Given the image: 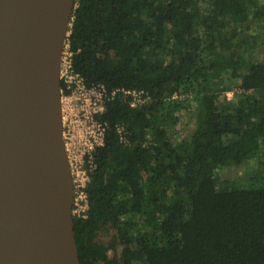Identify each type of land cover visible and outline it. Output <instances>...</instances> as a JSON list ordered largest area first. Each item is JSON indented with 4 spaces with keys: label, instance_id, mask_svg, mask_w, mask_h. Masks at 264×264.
I'll return each instance as SVG.
<instances>
[{
    "label": "trees",
    "instance_id": "1",
    "mask_svg": "<svg viewBox=\"0 0 264 264\" xmlns=\"http://www.w3.org/2000/svg\"><path fill=\"white\" fill-rule=\"evenodd\" d=\"M263 21L261 0L76 1L72 68L115 90L73 214L80 264H264V172L250 188L217 176L255 158L264 170V63L234 48ZM129 89L150 101L131 107ZM181 112L194 128L175 141Z\"/></svg>",
    "mask_w": 264,
    "mask_h": 264
},
{
    "label": "water",
    "instance_id": "2",
    "mask_svg": "<svg viewBox=\"0 0 264 264\" xmlns=\"http://www.w3.org/2000/svg\"><path fill=\"white\" fill-rule=\"evenodd\" d=\"M77 0H0V259L80 264L60 57Z\"/></svg>",
    "mask_w": 264,
    "mask_h": 264
},
{
    "label": "built area",
    "instance_id": "3",
    "mask_svg": "<svg viewBox=\"0 0 264 264\" xmlns=\"http://www.w3.org/2000/svg\"><path fill=\"white\" fill-rule=\"evenodd\" d=\"M60 81L70 89L68 94L61 91L62 136L71 167L74 204L72 214L84 215L87 209L84 186L88 180L85 161L92 163V152L103 144L106 131L105 122L100 116L106 109V100L114 95L103 84L88 86L83 77L75 72L71 64V51L66 38L60 57ZM130 106L136 107L150 101V96L143 90L129 89ZM174 94L173 97H177ZM73 167L79 168L80 177L75 178Z\"/></svg>",
    "mask_w": 264,
    "mask_h": 264
},
{
    "label": "rangeland",
    "instance_id": "4",
    "mask_svg": "<svg viewBox=\"0 0 264 264\" xmlns=\"http://www.w3.org/2000/svg\"><path fill=\"white\" fill-rule=\"evenodd\" d=\"M264 1V0H261ZM261 26L257 29H248L241 32L236 38L234 48L237 52L245 51L246 55L254 57L255 60L264 63V21L260 23ZM229 87L226 92V99L236 102L240 97V89L230 80ZM169 134L171 139L175 141L187 139L194 128V118L190 112H181L179 119L174 126L169 127ZM263 166L261 161L252 159L239 167L226 168L219 170L217 173L219 183L228 182V187L233 188H250L257 187L262 184ZM74 177H80L79 168L73 167ZM99 237L103 241H108L111 238L110 232L101 231Z\"/></svg>",
    "mask_w": 264,
    "mask_h": 264
},
{
    "label": "bare ground",
    "instance_id": "5",
    "mask_svg": "<svg viewBox=\"0 0 264 264\" xmlns=\"http://www.w3.org/2000/svg\"><path fill=\"white\" fill-rule=\"evenodd\" d=\"M0 264H3V261H2V259H0Z\"/></svg>",
    "mask_w": 264,
    "mask_h": 264
}]
</instances>
